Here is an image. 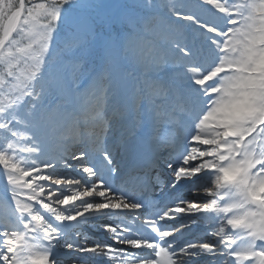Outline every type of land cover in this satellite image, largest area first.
<instances>
[{
  "label": "snow or ice",
  "instance_id": "snow-or-ice-1",
  "mask_svg": "<svg viewBox=\"0 0 264 264\" xmlns=\"http://www.w3.org/2000/svg\"><path fill=\"white\" fill-rule=\"evenodd\" d=\"M98 7L0 0V264H264V0Z\"/></svg>",
  "mask_w": 264,
  "mask_h": 264
},
{
  "label": "rangeland",
  "instance_id": "rangeland-1",
  "mask_svg": "<svg viewBox=\"0 0 264 264\" xmlns=\"http://www.w3.org/2000/svg\"><path fill=\"white\" fill-rule=\"evenodd\" d=\"M132 2H133V0H97V3L99 4V7L95 10L94 15H95V17H96V19L98 21V24H99L98 46L100 45L101 48H102L101 44H102L103 41H104V43L108 42V41H111L108 38L109 36L104 37L105 35H107V33H104V31H102L103 29L102 30L100 29L101 23H102V26H103V24H105V22L108 23V22L116 20V19H121L120 13H119L121 11V5H123L125 3H132ZM103 19L105 20L104 22H102ZM108 26H110V23L108 24ZM131 37H132V39H134L135 36L132 35ZM18 39H21V38L18 37ZM123 67H125V69H129L128 66H124L123 65ZM141 79H143L142 76H141ZM149 91H150V89L146 90L145 93H144V95H145V106H147L148 99L150 98L149 97ZM81 131H83V130L82 129H75V132L77 134L79 132H81ZM72 133H73V130L70 129L69 130V135H71ZM2 198H3V194L0 193V199H2ZM0 214H2V209H0ZM95 221H96V218H93V222H95Z\"/></svg>",
  "mask_w": 264,
  "mask_h": 264
},
{
  "label": "trees",
  "instance_id": "trees-1",
  "mask_svg": "<svg viewBox=\"0 0 264 264\" xmlns=\"http://www.w3.org/2000/svg\"><path fill=\"white\" fill-rule=\"evenodd\" d=\"M121 11H122V9H121ZM121 11L119 12L121 19H116V20L110 21L108 23L105 22V24H103V26H102V23H101L100 29L101 30L103 29L102 31H104V33L113 35L114 33H116L118 31L119 28L127 29V27H129L126 23L122 22V19L123 18L121 16ZM104 21L105 20L103 19L102 22H104ZM109 23H110V26H108ZM113 23H116L117 24V27H116V30L115 31L112 28ZM98 47L101 48L100 45ZM101 59H102V57H98V59H97V65H99V63L101 62Z\"/></svg>",
  "mask_w": 264,
  "mask_h": 264
},
{
  "label": "bare ground",
  "instance_id": "bare-ground-1",
  "mask_svg": "<svg viewBox=\"0 0 264 264\" xmlns=\"http://www.w3.org/2000/svg\"><path fill=\"white\" fill-rule=\"evenodd\" d=\"M132 108H133V106H132V102L129 101V103H128V108H127V113H128V114H129V112H132ZM128 118H129V116H128Z\"/></svg>",
  "mask_w": 264,
  "mask_h": 264
}]
</instances>
